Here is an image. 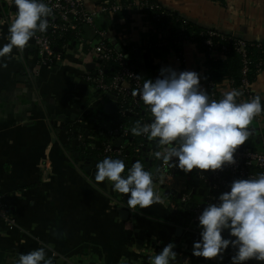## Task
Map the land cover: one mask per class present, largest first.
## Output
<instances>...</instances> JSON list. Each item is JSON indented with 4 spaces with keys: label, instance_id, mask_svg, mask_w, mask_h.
Returning <instances> with one entry per match:
<instances>
[{
    "label": "crops",
    "instance_id": "obj_1",
    "mask_svg": "<svg viewBox=\"0 0 264 264\" xmlns=\"http://www.w3.org/2000/svg\"><path fill=\"white\" fill-rule=\"evenodd\" d=\"M83 1L97 14L95 27L84 29L86 40L95 37V29L104 30L114 48L134 54L133 66L143 79L155 80L161 68L171 67L199 73L201 87L206 89L208 68L198 44L184 42L182 55L170 52L155 56L144 48L151 28L136 8L140 0H127L131 8L126 19L99 14L102 0ZM155 1L197 27L246 42H264V0ZM8 26L0 21V46L8 43ZM170 35L166 30L161 36ZM32 43L33 39L22 52L13 48L0 58V64L7 65L0 67V195L16 220L13 227L0 221V264H13L20 253L39 247H45L53 264H138L141 260L150 264L146 257L157 254L169 242L175 243L179 228L183 234L180 243H175L177 256L171 264H184L198 238L185 242L188 216L179 210L176 196L166 195L154 182L161 202L132 210L125 204L127 194L114 192L107 180L95 181L96 163L80 160L70 151L75 148L72 128L82 125L95 110V116L98 112L104 116L96 129L109 132L114 114H107L105 106L117 104L115 96L101 103L93 98L81 75L91 64L89 56L80 44L74 45L36 78L31 75ZM219 90L221 97L230 91L229 80L221 83ZM253 91L264 97V70L257 76ZM248 127L252 134L245 144L264 151V139L261 146L257 144L264 135V119L260 124L253 119ZM45 159L46 175L40 169ZM153 162L157 160L150 164ZM151 167L154 173L160 166ZM223 235L228 238L227 230ZM186 244L190 246L186 248ZM196 263L226 264L203 257Z\"/></svg>",
    "mask_w": 264,
    "mask_h": 264
},
{
    "label": "clouds",
    "instance_id": "obj_2",
    "mask_svg": "<svg viewBox=\"0 0 264 264\" xmlns=\"http://www.w3.org/2000/svg\"><path fill=\"white\" fill-rule=\"evenodd\" d=\"M12 3L17 10L8 26V43L0 46V58L8 56L13 48L22 52L37 31L43 33L48 29V17L52 14L45 0H12ZM142 81L132 95L143 101L151 119L148 123L138 120L130 129L131 134L154 141L149 155L171 162L185 173L222 170L225 165L235 164V153L252 134L248 126L264 112V97L255 95L237 102L242 95L238 89L223 93L218 100L212 99L201 87L200 75L195 71L164 67L155 80ZM125 169L123 159L106 156L96 164L95 181L107 180L114 192L127 194V207L132 210L161 202L154 191L153 174L139 160ZM216 199L218 203L209 200L198 216L200 239L193 242L192 254L222 259L221 254L231 246L234 250L231 264H245L253 259L264 262V172L232 180L229 190ZM226 230L228 238L223 235ZM175 247L174 242L164 245L149 257L150 264H171L177 256ZM13 264H53V261L45 247H39L20 253Z\"/></svg>",
    "mask_w": 264,
    "mask_h": 264
},
{
    "label": "built area",
    "instance_id": "obj_3",
    "mask_svg": "<svg viewBox=\"0 0 264 264\" xmlns=\"http://www.w3.org/2000/svg\"><path fill=\"white\" fill-rule=\"evenodd\" d=\"M45 2L52 8V14L48 17V29L43 33L37 31L36 35L32 38L34 58L31 75L37 78L40 75L41 70H50L52 68L51 64L53 62H59L62 59L63 52L71 47L69 45H64L61 54H56L53 48L52 38L48 33L59 36H62L65 33H71L74 40L81 43V51L86 52V55L90 58V63L95 65L93 70H88L84 67L83 72L81 73L83 80H85L88 86L93 87L95 91H102L103 94H113L117 98V112L119 114H133L138 116V120L141 123L150 122L151 113L146 110V106L143 101L139 99L138 95H132V90L139 88L144 79L134 66L129 65L128 55L122 50L110 46L107 40V33L104 30L95 29V37L91 40H86L83 35V27H95L97 14L88 12L83 0H45ZM3 4L6 5V8H2ZM13 6L14 4L12 3V0H0V21L4 22V24H9L11 20L15 18L16 11L13 10ZM125 8L128 10L131 8V5L125 7L121 0H107L101 5L99 14L116 16ZM136 8L139 12L147 8L160 9L158 5L150 4L147 0H140L139 4L136 5ZM47 31L48 33H46ZM201 37L207 48L206 53H203V55L206 59L212 60H220L221 57H225L228 50L226 47L219 48L215 44V39H234L233 41L236 50L241 54L242 58L243 78L239 87H236L234 82L229 80L230 90L238 89L242 93V95L237 98V102H242L255 96L251 91L253 83L247 78V75L250 72L249 59L246 50L248 42L232 37L228 38V36L224 34L207 29L202 32ZM163 44V42L160 43V46ZM112 61L117 63L118 70L111 75L110 78H106L105 64H109ZM259 66L258 75L264 70V59L260 61ZM137 77H140V80H137ZM219 85L220 84L216 85L213 80L205 84L207 91L209 88H214L213 92L210 94L212 99L218 100L222 98ZM103 119V114L99 112L97 120H99L100 124L103 123ZM263 119L264 113L262 112L258 117L254 118V121L257 124H260ZM108 134L114 139H133L130 137V129L121 125L117 127L111 126ZM141 136L147 138L143 135ZM79 140L83 141V137L79 136ZM128 145L133 144L129 141ZM152 146L149 148L146 146L144 148L151 149ZM141 147H143V145H141ZM123 148H125V146H123ZM123 148L114 150V144L108 143L105 144L104 153L109 156L112 154L120 155ZM160 150L162 151L163 149L161 148ZM135 152L139 153L141 150L136 149ZM235 160V164L225 165L222 170H207L204 172L196 170L197 179L204 183H208L207 185L210 187L208 193L204 194V197L196 196L199 188L191 184V172H181V169L175 167L171 162L162 161L158 170V179L155 182L160 186L162 192L171 191L175 193L174 196L177 194L181 195V198L178 200L179 210L188 216V224L185 228V235H188V237H185L186 243L188 242L189 244L190 242H193V240H196V238H198L197 240L200 239L198 216L203 208L206 207L209 200L213 202L216 199L217 196H215V193H218L219 196L221 192L228 191L229 185L234 179H247L250 176L255 177L264 172V151L258 147L241 145L235 153ZM40 169L43 174L48 170L47 159L41 162ZM0 221L9 227L16 226V220L10 213L7 205L4 203L2 195H0ZM189 246L190 245L187 244L185 245L186 248ZM224 254L226 259L225 263L231 264L230 258L234 255V250L231 246L224 252ZM187 257L190 261H194L198 258L192 253L188 254V252ZM138 264H142V260ZM245 264H264V262H258L253 259L245 262Z\"/></svg>",
    "mask_w": 264,
    "mask_h": 264
},
{
    "label": "trees",
    "instance_id": "obj_4",
    "mask_svg": "<svg viewBox=\"0 0 264 264\" xmlns=\"http://www.w3.org/2000/svg\"><path fill=\"white\" fill-rule=\"evenodd\" d=\"M107 1V0H102ZM150 4H156L160 7L157 8H147L140 11L141 14L145 16V21L151 28V32L146 39V44L144 48L150 52L151 55L162 56L164 54L170 52H176L179 55H182L183 51V43L185 41L196 43L200 46V50L202 53H206L207 48L204 45L203 39L201 37L202 32L206 29L197 27L192 23L176 16L175 14L169 13L164 10L155 0H147ZM122 4L126 7L131 5V3L127 0H121ZM119 17L125 18L127 17L126 8L118 14ZM82 28V32L84 35V29ZM168 30L171 35L169 37H162V33ZM48 35L52 38L53 48L56 54H61V50L64 45L74 46L81 44L80 42L74 40L71 33H65L62 36L53 35L52 33H48ZM228 38H231L228 36ZM69 39V40H68ZM73 39V40H71ZM68 40V41H67ZM234 40V39H233ZM233 40H222L215 39V44L221 48L226 47L228 50L226 52L225 60H212L206 59V66L208 68V73L205 78V84L209 81L213 80L216 85L223 83L225 80H232L236 87H239L242 82V58L241 54L236 50V46ZM164 43L160 46V43ZM109 43V41H108ZM110 44V43H109ZM110 46H113L110 44ZM114 47V46H113ZM247 55L249 59V74L247 75L248 80L251 83H254L258 76V69L260 68L259 63L264 59V42H248L247 45ZM126 55H128V63L133 66V53L123 51ZM55 65V62L51 64V67ZM106 67V78H110L111 75L117 72L118 65L114 61L109 64H105ZM214 88H209V95L213 92ZM107 95L103 94L102 91H95L93 94V98L98 102L107 101ZM127 101V100H126ZM111 124L113 127H117L119 125L128 127L131 129L133 126L131 122L138 121V116L136 115H121L118 112L112 117ZM99 120H97V116H95V110L90 113V115L83 121V124L78 126V128H72V138L74 141V150H70L73 153L78 154V159H83L84 161L96 163L101 161L104 157H112V158H120L125 161L126 169L132 166L133 157L138 155V152H135L136 149L142 150L144 147H150L155 142L149 141L147 138H143L142 136H133L131 134L132 146L123 148V151L120 155L105 154V144L111 143L114 144V138L111 137L108 132L103 131L99 132L96 129V124H98ZM79 136L83 137V141L77 142ZM100 144V146L97 145ZM143 145V147H141ZM247 145V144H244ZM139 161L143 164L144 168L150 171L151 166H156V162H153L150 165L149 162H146L142 157H140ZM152 168V167H151ZM158 170L153 174V183L158 179ZM181 172L183 170H180ZM192 178L191 184L195 187L197 181L202 184V186L198 187V191L196 196L204 197V194H207L209 191L208 183H204L203 181L197 179V171H192L190 174ZM204 190V194L200 195L199 191Z\"/></svg>",
    "mask_w": 264,
    "mask_h": 264
},
{
    "label": "water",
    "instance_id": "obj_5",
    "mask_svg": "<svg viewBox=\"0 0 264 264\" xmlns=\"http://www.w3.org/2000/svg\"><path fill=\"white\" fill-rule=\"evenodd\" d=\"M2 8H6V5L5 4H3L2 5ZM0 10H1V7H0ZM13 10H17V6H13ZM46 33H48V31L46 32ZM94 67H95V65L92 63V64H90V65H88L87 66V69L88 70H93L94 69ZM114 99V95L113 94H108L107 95V100H113ZM106 113L107 114H109V115H115V113L117 112V110H118V106H117V104L115 103V102H110V103H108L106 106ZM127 115H132V114H127ZM260 137V136H259ZM262 139H264V135L262 136V137H260L259 138V141L257 142V144L259 145V144H261L262 142H261V140ZM129 141L131 142L132 140H128V139H123V138H117V139H115L114 140V150H117L120 146H125V148L127 149L128 148V143H129ZM97 145L98 146H100V144L99 143H97ZM259 146H261V145H259ZM154 148V146H152V148L151 149H153ZM149 150L150 149H147V148H143L142 150H141V152H139L138 153V155L137 156H135V157H133V159H132V163H134L135 161H137L138 159H139V157H142L146 162H151V160H156L153 156H150L149 155ZM161 164H162V160H157V162H156V166H161ZM151 165V164H150ZM165 193H166V195H169V194H172L173 196H174V192H171V191H165ZM199 194L200 195H203L204 194V190H200L199 191ZM215 196H217L216 198H218V193H215ZM128 198V197H127ZM127 198L125 199V204L127 205ZM176 198L179 200L180 198H181V195L180 194H177L176 195ZM219 201H218V199H215L214 201H213V203H218ZM126 212H123L122 213V215H126L125 214ZM184 231H185V228H184ZM182 234H183V230L181 229V228H179V229H177V232H176V240H175V243L176 244H179L180 243V238H181V236H182ZM185 237H188V235L186 236L185 235ZM185 237H184V240H185ZM186 242V241H185ZM222 255V259L220 258V256H218V257H216L217 259H219V260H224V261H226V259H225V254L224 253H222L221 254ZM186 257H184V259H183V262H184V264H197L196 262H198L199 261V257L197 258V259H195L194 261H190L189 260V258L187 257V254L185 255ZM146 260L147 261H149V257H146ZM201 260V259H200ZM150 262V261H149ZM200 263V262H199Z\"/></svg>",
    "mask_w": 264,
    "mask_h": 264
},
{
    "label": "rangeland",
    "instance_id": "obj_6",
    "mask_svg": "<svg viewBox=\"0 0 264 264\" xmlns=\"http://www.w3.org/2000/svg\"><path fill=\"white\" fill-rule=\"evenodd\" d=\"M86 9H87L88 12L92 13L91 8L89 9V8L86 6ZM70 49H72V47H70ZM254 83H255V82H254ZM254 83H253V84H254ZM253 84H252V87H251V91H252L253 94H255L254 91H253ZM89 88H90V90H91L93 93L95 92V89H94L93 87H89ZM96 102H98V101L96 100ZM98 113H99V112H98ZM131 123H132V126H133V127L136 125V121H134V120H133ZM256 124H257V123H256ZM111 126H112V124H111ZM246 142H248V140H247ZM196 185H197L198 187L202 186V184H201L200 182H198V181H197Z\"/></svg>",
    "mask_w": 264,
    "mask_h": 264
},
{
    "label": "flooded vegetation",
    "instance_id": "obj_7",
    "mask_svg": "<svg viewBox=\"0 0 264 264\" xmlns=\"http://www.w3.org/2000/svg\"><path fill=\"white\" fill-rule=\"evenodd\" d=\"M139 159H140V157H139ZM139 159H138V160H139Z\"/></svg>",
    "mask_w": 264,
    "mask_h": 264
}]
</instances>
